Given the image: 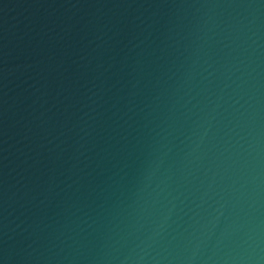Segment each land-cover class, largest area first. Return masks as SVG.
Segmentation results:
<instances>
[{
	"label": "water",
	"instance_id": "water-1",
	"mask_svg": "<svg viewBox=\"0 0 264 264\" xmlns=\"http://www.w3.org/2000/svg\"><path fill=\"white\" fill-rule=\"evenodd\" d=\"M0 264H264V0H0Z\"/></svg>",
	"mask_w": 264,
	"mask_h": 264
}]
</instances>
